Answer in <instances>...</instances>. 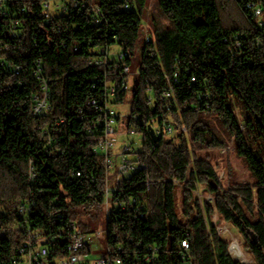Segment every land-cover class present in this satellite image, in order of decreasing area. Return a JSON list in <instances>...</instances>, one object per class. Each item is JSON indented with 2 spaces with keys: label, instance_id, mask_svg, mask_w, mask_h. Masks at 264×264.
Segmentation results:
<instances>
[{
  "label": "trees",
  "instance_id": "16d2710c",
  "mask_svg": "<svg viewBox=\"0 0 264 264\" xmlns=\"http://www.w3.org/2000/svg\"><path fill=\"white\" fill-rule=\"evenodd\" d=\"M88 1L102 8L106 17L102 25L92 26L87 16L74 12L47 23L38 0H23L16 2L20 34L0 35V61H6L0 63V205L29 194L31 161L44 192L34 195L30 222L47 234L67 227L69 221L82 231H92L102 221L105 167L103 157L92 150L94 134L88 132L98 115L85 107L91 79L102 71L88 64L90 49L117 42L133 55L146 2L131 0L133 9L118 10L115 0ZM246 1L157 0L165 23L158 21L151 33L153 41L147 46L152 47V54L146 47L141 52L130 107V115L137 117L130 116L127 122L142 133L138 154L146 167L124 185L130 187L128 194L138 195L145 208L136 219L133 212H120L119 218L108 220V251L121 258L122 264H152L146 260L148 246L160 248L154 264H241L230 256L228 241L211 221L213 213L242 233L244 248L254 264H264V26H257L256 17L245 8ZM249 1L262 7L264 23V0ZM235 34L246 45L242 56L230 51ZM256 37L261 39L258 47L252 43ZM37 60L49 92L50 107L45 115L33 111L34 96L42 93V84L33 72ZM11 66H19V73ZM176 69L179 81L172 83L170 107L163 108L161 92ZM147 87L152 88L153 105L148 103ZM126 95L127 91L118 89L117 102L122 104ZM79 105L84 106V119L78 116ZM157 115L169 119L176 133L153 142L147 123ZM60 118L64 121L55 126ZM45 127L54 140L58 138L51 145L59 146L61 152L44 150ZM232 138L234 153L254 181L225 189L211 162L197 157L196 151L221 150ZM76 169L79 176L72 174ZM169 178L185 185L180 196L181 217L177 185ZM138 181L143 182L133 187ZM201 184L214 195V204L195 198L192 190ZM56 213L64 216V223ZM4 218L0 212V256L8 262L16 254L22 233L7 229L2 235ZM187 236L189 248L183 250L181 241ZM58 254L53 247L51 256Z\"/></svg>",
  "mask_w": 264,
  "mask_h": 264
},
{
  "label": "built area",
  "instance_id": "2783aa9c",
  "mask_svg": "<svg viewBox=\"0 0 264 264\" xmlns=\"http://www.w3.org/2000/svg\"><path fill=\"white\" fill-rule=\"evenodd\" d=\"M17 1L23 0H0V17L3 20L0 23V35L7 34L11 37H17L20 34L21 21L16 16ZM38 1L47 23L53 17L68 15L70 12H74L81 17L87 16L88 22L92 26H100L106 22L102 8L97 3L89 2L88 0ZM115 4L118 10L134 8L131 0H115ZM245 8L251 15L256 17L257 26H264L261 20L262 7L259 4L247 0ZM21 9H24V7L22 6ZM144 30L146 34L142 50L146 47L147 52L152 54V47L147 45L152 43L153 37L152 34L147 33L146 26ZM113 39L116 40V37L114 36ZM252 43L258 47L261 43L260 37L254 38ZM114 44L120 46L117 42ZM114 44H104L90 49L92 54L89 57L88 64L101 68L102 72L91 79L90 89L85 97V107H90L98 115L93 128L89 129L88 132L94 134L92 150L95 154L103 157L105 167V184L101 199L102 206L105 209L103 226L92 231H82L74 221H69L67 227H61L57 232L48 234L43 229L33 228L30 216L34 212V195L40 196L43 194L44 183L39 180L36 167L30 161L28 166L29 194L24 198L11 200L4 205H0V212L5 216L1 230L2 235L6 234L7 229L22 233V238L16 248V254L12 255L8 262L2 260L0 256V264H122L121 258L112 257L108 251V220L111 217L119 218L120 212H133L134 219L137 218V215H143L145 204L139 200L138 195L128 194L130 187L124 184L132 174L145 169L146 165L140 160L138 154L142 146V133L134 124H127L130 116L133 118L137 116L130 115V110L127 113H121L118 110L119 103L116 100L118 89L128 93L134 84L129 68L132 55L121 46L118 51L112 50L111 46ZM61 45L66 47V41H62ZM231 45L230 51L233 56H242L245 53L246 45L238 34L232 36ZM74 49H76V46H74ZM128 58L130 59L127 60ZM0 63L5 65L6 61L2 59ZM9 68L15 73H19V66H11ZM139 71L140 68L137 74ZM33 72L42 84V93L34 96L33 111L36 115H45L50 107L49 92L39 60L33 62ZM190 79L195 81V76L191 75ZM178 81L179 70L176 69L173 73L172 81H169L168 86L161 92L162 100L164 101L163 108L170 107V98L173 95L172 83H177ZM146 96L148 103L153 105L155 102L151 87H147ZM203 96L204 98L208 97L205 94ZM83 108L84 106H78L77 113L80 119H84ZM63 121L60 118L55 123V126ZM148 126L153 128L158 137L171 138L176 133L174 124L169 119L161 118L160 115L151 118L147 123ZM181 130L186 132L184 126H182ZM135 135H139L140 138H134ZM42 136H44L45 140V151L61 152L59 146L52 147L51 145L54 136L51 134L49 127H45L42 130ZM54 141L58 142V138ZM230 149L231 147L228 145L221 151L227 152ZM72 174L79 176L81 172L76 169L73 170ZM167 180L176 185L181 183L175 178ZM141 182L143 181L134 183L133 187ZM145 182L148 183L149 179L145 180ZM55 217L61 223L65 222V218L61 213H56ZM188 241V236L181 241L183 250H188ZM101 242L105 244L104 250L94 255L92 246ZM53 247L59 253L55 257L51 256ZM147 250L150 253L146 255V260L154 264L159 258L160 248L148 246Z\"/></svg>",
  "mask_w": 264,
  "mask_h": 264
},
{
  "label": "rangeland",
  "instance_id": "374dc122",
  "mask_svg": "<svg viewBox=\"0 0 264 264\" xmlns=\"http://www.w3.org/2000/svg\"><path fill=\"white\" fill-rule=\"evenodd\" d=\"M162 19L159 6L157 4V0H146L144 11L141 15V34L140 40L136 46L135 52L131 58L130 64V73L132 75L133 80L137 77V71L140 68V56L142 52V48L144 45V36L146 34L144 27H147V33L151 34L153 29L156 26V23ZM163 21V19H162ZM165 23V21H163ZM111 49L114 51L120 50V46L114 44L111 46ZM131 95H132V88L128 91L126 98L122 104H119L118 110L121 113H127L131 107ZM236 115L240 121H242V116L240 109L236 107ZM134 138H140L139 135H135ZM232 140L229 141V146L231 147L230 150L227 152H222L221 150L217 149H207V150H200L196 151V156L200 158L208 159L211 164L213 165L218 180L222 184V186L226 188H230L235 184H251L254 180L250 177V174L246 168L244 161L238 157L233 151ZM184 183H180L177 185V206H178V215L181 217L182 215V208H181V191L184 189ZM195 198L200 201H208L214 204V195L211 194L204 185H198L197 189L192 190ZM197 192H199L197 194ZM18 199V198H17ZM11 200L9 199L3 203L6 204ZM102 212V221L98 224L95 228L102 227L104 224V217H105V209L104 206L101 207ZM183 221V217L181 218ZM211 221L215 225L218 234L220 237L228 241V250L229 254L233 260L239 261L241 264H254L251 254L244 248L245 246V239L242 233L230 222L223 220L217 213H213L211 216ZM94 229V230H95ZM104 243L94 244L92 246L93 254L96 255L97 253H101L104 249Z\"/></svg>",
  "mask_w": 264,
  "mask_h": 264
},
{
  "label": "water",
  "instance_id": "95a60500",
  "mask_svg": "<svg viewBox=\"0 0 264 264\" xmlns=\"http://www.w3.org/2000/svg\"><path fill=\"white\" fill-rule=\"evenodd\" d=\"M147 132H148V135L153 142H157L159 140V137L155 134V132L151 126L147 127Z\"/></svg>",
  "mask_w": 264,
  "mask_h": 264
}]
</instances>
